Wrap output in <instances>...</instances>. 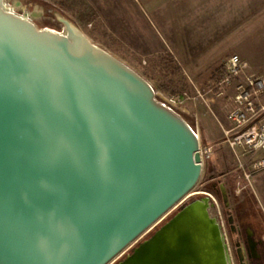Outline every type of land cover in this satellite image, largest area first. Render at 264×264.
I'll use <instances>...</instances> for the list:
<instances>
[{"label": "water", "instance_id": "95a60500", "mask_svg": "<svg viewBox=\"0 0 264 264\" xmlns=\"http://www.w3.org/2000/svg\"><path fill=\"white\" fill-rule=\"evenodd\" d=\"M107 57L0 14V264H107L196 185L191 134Z\"/></svg>", "mask_w": 264, "mask_h": 264}, {"label": "rangeland", "instance_id": "374dc122", "mask_svg": "<svg viewBox=\"0 0 264 264\" xmlns=\"http://www.w3.org/2000/svg\"><path fill=\"white\" fill-rule=\"evenodd\" d=\"M232 6L234 9L228 3L196 8L184 22L179 20L193 32L203 24L218 25L222 13L233 9V23L199 54L198 41L175 44L170 36H164L159 15L154 18V13L138 0H0V14L69 41L91 56L107 55L131 91L140 94L145 89L144 97L184 125L195 150L199 145L212 148L204 156L200 177L189 194L109 264H120L133 255L166 223L201 200L208 203V216L217 225L221 262L261 264L258 256L262 257L263 251L249 247L245 230L249 221L245 204L248 194L255 196L253 158L224 142L223 129L231 126L228 114L234 104V88L217 95L212 90L211 75L232 55L243 60L248 73L264 74V0H233ZM214 31L208 33L213 35ZM254 212L253 226L263 231L264 216ZM169 216L172 218L147 237ZM215 262L222 264L219 258Z\"/></svg>", "mask_w": 264, "mask_h": 264}, {"label": "bare ground", "instance_id": "6f19581e", "mask_svg": "<svg viewBox=\"0 0 264 264\" xmlns=\"http://www.w3.org/2000/svg\"><path fill=\"white\" fill-rule=\"evenodd\" d=\"M207 209L208 203L204 200L193 203L120 264H218L215 262L218 258L223 264L217 225L209 218ZM240 256H243L241 252Z\"/></svg>", "mask_w": 264, "mask_h": 264}, {"label": "built area", "instance_id": "2783aa9c", "mask_svg": "<svg viewBox=\"0 0 264 264\" xmlns=\"http://www.w3.org/2000/svg\"><path fill=\"white\" fill-rule=\"evenodd\" d=\"M220 68L212 90L223 95L227 88H234V104L228 114L231 126L223 129L224 142L233 150L248 153L253 158L252 170L260 172L264 170V74L248 73L237 55L228 57ZM196 151L202 166L204 156H208L212 148L199 145Z\"/></svg>", "mask_w": 264, "mask_h": 264}, {"label": "crops", "instance_id": "0c3cea01", "mask_svg": "<svg viewBox=\"0 0 264 264\" xmlns=\"http://www.w3.org/2000/svg\"><path fill=\"white\" fill-rule=\"evenodd\" d=\"M140 1L141 3H143L146 9H150V11L154 13V18H156L157 14L159 15V19L162 20L160 21L163 24L164 36L167 35L170 36V40L175 44L177 41H181V40L187 42L191 40L198 41L196 44L197 45L196 48L200 49L199 54H202L201 50L207 47L209 42L213 41L214 43L216 40H219L220 34L225 32V30L228 28L227 27L228 24L233 23L232 20L234 13L233 11L234 7L232 6L233 0H138V2ZM225 3H228V5L233 9L232 12L230 13L227 14L222 13V17L219 18L221 19L219 20L220 23H217L218 25H215L216 23L205 24V25L203 24L202 27L197 26L196 28H194L193 32H188L187 28L181 26V24L179 23V20H183L184 22L185 19L192 16L190 12L193 11V9L202 8L203 10L207 6H211L213 4L217 6L221 4L222 6H224ZM215 18L216 17H214V19ZM228 18L230 20H228ZM211 30H215L213 35L208 33V31ZM217 30H220V32L218 33ZM252 180L253 183L255 181L254 183L255 196L252 197L251 194H248L249 197L245 204L246 205L245 208L247 210V218H249L245 230L248 240L250 241L249 247L251 248L257 247L258 249L263 251L261 255L262 257H260L259 254L258 259H261V264H264V230L259 231L261 233L260 234L261 237H259L260 239L254 240L253 238L254 230L252 229L253 227L251 226L253 220L256 219L254 211H257V214L260 217L264 216V171L256 172L252 176Z\"/></svg>", "mask_w": 264, "mask_h": 264}, {"label": "trees", "instance_id": "16d2710c", "mask_svg": "<svg viewBox=\"0 0 264 264\" xmlns=\"http://www.w3.org/2000/svg\"><path fill=\"white\" fill-rule=\"evenodd\" d=\"M69 42V41H68ZM71 46H72V48H74L73 47V45L71 44V43H69ZM75 49V48H74ZM77 50H79V49H77ZM220 71H221V68H216L214 71H213V73H212V75H211V77L212 78H217L219 75H220ZM170 217L171 216H169V217H167L166 218V220L165 221H163L162 223H160L158 226H157V228L156 229H154V230H152L148 235H147V237H149L151 234H153V233H155L157 230H158V228L159 227H161L163 224H165L168 220H170ZM172 218V217H171ZM251 226L253 227L252 229L254 230V235H253V238H254V240H258V239H260L259 237H261V233L259 232V230L255 227V226H253V222L251 223Z\"/></svg>", "mask_w": 264, "mask_h": 264}]
</instances>
